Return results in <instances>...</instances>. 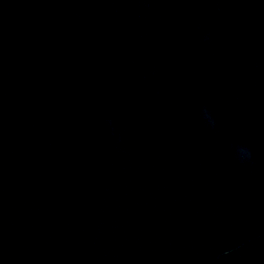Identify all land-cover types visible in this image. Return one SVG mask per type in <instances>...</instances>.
<instances>
[{
  "label": "water",
  "instance_id": "water-1",
  "mask_svg": "<svg viewBox=\"0 0 264 264\" xmlns=\"http://www.w3.org/2000/svg\"><path fill=\"white\" fill-rule=\"evenodd\" d=\"M0 264H264V0H0Z\"/></svg>",
  "mask_w": 264,
  "mask_h": 264
}]
</instances>
